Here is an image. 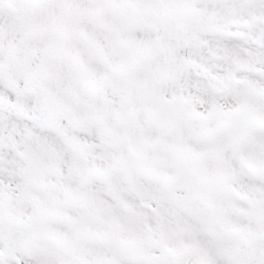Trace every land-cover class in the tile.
Segmentation results:
<instances>
[{
    "label": "snow or ice",
    "instance_id": "snow-or-ice-1",
    "mask_svg": "<svg viewBox=\"0 0 264 264\" xmlns=\"http://www.w3.org/2000/svg\"><path fill=\"white\" fill-rule=\"evenodd\" d=\"M0 264H264V0H0Z\"/></svg>",
    "mask_w": 264,
    "mask_h": 264
}]
</instances>
